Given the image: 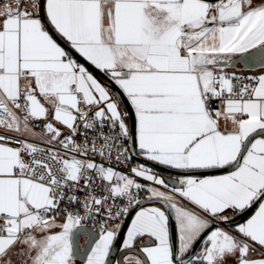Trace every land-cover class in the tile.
I'll return each instance as SVG.
<instances>
[{
	"label": "snow or ice",
	"instance_id": "1",
	"mask_svg": "<svg viewBox=\"0 0 264 264\" xmlns=\"http://www.w3.org/2000/svg\"><path fill=\"white\" fill-rule=\"evenodd\" d=\"M0 264H264V0H0Z\"/></svg>",
	"mask_w": 264,
	"mask_h": 264
},
{
	"label": "water",
	"instance_id": "2",
	"mask_svg": "<svg viewBox=\"0 0 264 264\" xmlns=\"http://www.w3.org/2000/svg\"><path fill=\"white\" fill-rule=\"evenodd\" d=\"M237 68H241V65H237ZM245 72H247V69H244ZM85 237H81V244L84 243Z\"/></svg>",
	"mask_w": 264,
	"mask_h": 264
}]
</instances>
